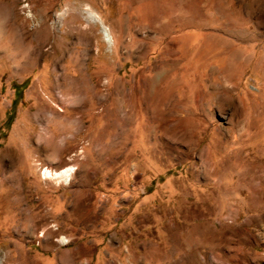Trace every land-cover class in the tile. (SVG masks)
I'll list each match as a JSON object with an SVG mask.
<instances>
[{
	"label": "rangeland",
	"instance_id": "rangeland-1",
	"mask_svg": "<svg viewBox=\"0 0 264 264\" xmlns=\"http://www.w3.org/2000/svg\"><path fill=\"white\" fill-rule=\"evenodd\" d=\"M0 264H264V0H0Z\"/></svg>",
	"mask_w": 264,
	"mask_h": 264
},
{
	"label": "bare ground",
	"instance_id": "bare-ground-1",
	"mask_svg": "<svg viewBox=\"0 0 264 264\" xmlns=\"http://www.w3.org/2000/svg\"><path fill=\"white\" fill-rule=\"evenodd\" d=\"M95 19H96V20H94V21H96V22H98V23L101 24L102 32H103V34L105 35V37H109V36H110V33L108 32V30H107V28H106V26H105V24H104L102 18L96 16ZM22 49H23V48H22ZM22 49H21V50H22ZM28 53H29V52H27V54H28ZM20 54H22V53H20ZM21 61H22V60H21ZM76 89H77V88H76ZM76 93H77V92H76ZM74 170H75V168H73V167L71 166V167H67V168H64V169H61V170H56V171H54L53 169L48 168V169L46 170V172H47V174H48L49 176H52V177H55V178H59L60 180H64V181L68 182V181H70V180L72 179V175H73V173H74Z\"/></svg>",
	"mask_w": 264,
	"mask_h": 264
}]
</instances>
